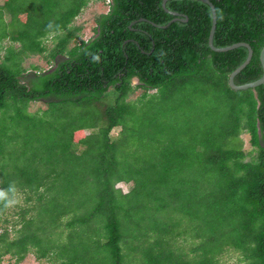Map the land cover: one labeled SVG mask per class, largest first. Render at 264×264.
<instances>
[{"label": "trees", "instance_id": "1", "mask_svg": "<svg viewBox=\"0 0 264 264\" xmlns=\"http://www.w3.org/2000/svg\"><path fill=\"white\" fill-rule=\"evenodd\" d=\"M38 1L43 17L21 8L29 0L0 1V25L6 10L18 27L7 38L3 22L0 42L19 43L23 58L57 40L47 70L29 73L19 52L0 63V188L24 195L18 219L0 222V264L30 254L38 264H219L230 252L264 264V83H227L247 50H210L211 12L197 0H168L187 19L168 26L163 0H99L106 13L73 46L71 25L92 0ZM209 2L213 45L252 49L234 84L256 81L264 0ZM202 101L209 124L181 138L177 113Z\"/></svg>", "mask_w": 264, "mask_h": 264}, {"label": "rangeland", "instance_id": "2", "mask_svg": "<svg viewBox=\"0 0 264 264\" xmlns=\"http://www.w3.org/2000/svg\"><path fill=\"white\" fill-rule=\"evenodd\" d=\"M1 1V0H0ZM41 1V0H40ZM64 4L66 0H63ZM27 8H23L25 11H29L32 14H37L40 17H43V8L40 5V2L38 0H29L28 3L25 4ZM12 11V10H11ZM15 11V10H14ZM107 8L104 4H102L99 0H92L91 2H88L87 6L82 10L80 15L73 21L71 27L72 29H77V35L76 38L73 40V42L70 43L69 46H73L74 43L79 42V40H88L90 37L93 36V28L95 27V20L100 14L106 13ZM13 15V12H7L6 10L3 11V20L2 25H0V35L4 34L3 36H6L5 29L7 33L10 35L7 38H11L13 35V32L15 33L13 37H16L17 33L16 30L18 27L16 25H13L11 22V16ZM10 19V20H9ZM3 22L6 24V28L4 29ZM13 25V26H12ZM12 26V27H11ZM46 43V53L43 56L39 55H33L29 56L28 58H23L21 55V48L19 43H10L7 39L2 40L0 42V63L3 61L4 57L9 53L19 52L21 62L20 66L23 68H26L29 73L32 72L31 67H37L38 70H47L51 67V63H47V57L50 54L51 50L55 47L57 44V40H55L52 36L45 42ZM3 48V49H2ZM7 50V51H6ZM136 81H133V84H135ZM141 93V90L135 91L130 98L135 99L139 94ZM203 100V98H202ZM205 102H201V110L192 109L190 105H183L182 111H179L178 119L176 122H173L172 124L175 126V129H178V135L183 138L185 134L191 135L193 132H197L200 128L202 122L209 124L207 118L202 113V108ZM46 106L42 103H32L29 106L30 111H35L37 109H45ZM196 110V111H195ZM206 112V111H205ZM241 138L243 139L244 145L243 150L247 153L251 151V147L249 144V137L246 134L241 135ZM183 139H188L187 137H184ZM249 158H246V161ZM118 189H120L123 193H126L128 190L127 185L124 183H119L116 186ZM24 195H21V203L18 204L20 206H23V197ZM16 210L15 208L8 209L7 213L2 215L0 218V222L4 219H8L9 221H16L18 219V215H13L11 211ZM1 214V213H0ZM3 222H1L2 224ZM0 224V225H1ZM9 226V225H8ZM240 256L235 253H227L222 256L219 264H241L239 262ZM1 264H14L13 260H8V258H4L1 262ZM20 264H38L34 260L33 255H29L24 261H22Z\"/></svg>", "mask_w": 264, "mask_h": 264}, {"label": "water", "instance_id": "3", "mask_svg": "<svg viewBox=\"0 0 264 264\" xmlns=\"http://www.w3.org/2000/svg\"><path fill=\"white\" fill-rule=\"evenodd\" d=\"M167 1L168 0H163L161 6L167 13L172 15L174 17V19H172L166 26H168L169 24H171L172 22H175V21L186 22L187 21L186 18L182 19L183 17H180L179 14L170 12L165 8V3ZM197 1H201V2L205 3L206 5H208L210 12H211V18L212 19H211L210 32H209V36H208V47L210 50H212L213 52H217V53L227 52V51L239 48V47L245 48L247 50V55H246L245 60L236 69H234L228 76L227 83H228L229 88L232 89L233 91H240V90L254 89L257 86L263 84L264 83V46L262 47V49L260 50V53H259V61H260L261 69H262L261 77L259 79H257L256 81L246 83L243 85L234 84L235 76L238 73H240L249 64V62L252 58V49L246 43H235V44H232L230 46H226V47H222V48L215 47L213 45V35H214V31H215V26H216L215 8L209 2V0H197ZM135 81H137V80H135Z\"/></svg>", "mask_w": 264, "mask_h": 264}, {"label": "clouds", "instance_id": "4", "mask_svg": "<svg viewBox=\"0 0 264 264\" xmlns=\"http://www.w3.org/2000/svg\"><path fill=\"white\" fill-rule=\"evenodd\" d=\"M52 24L48 25V28H52ZM91 56L93 62H99L100 57L98 54L86 53ZM21 203V195L15 185V183L9 184L7 188H0V207L7 210L14 208Z\"/></svg>", "mask_w": 264, "mask_h": 264}]
</instances>
